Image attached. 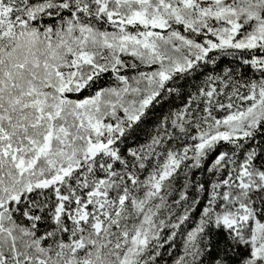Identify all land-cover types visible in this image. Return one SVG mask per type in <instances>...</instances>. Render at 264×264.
<instances>
[{"label":"snow or ice","instance_id":"snow-or-ice-1","mask_svg":"<svg viewBox=\"0 0 264 264\" xmlns=\"http://www.w3.org/2000/svg\"><path fill=\"white\" fill-rule=\"evenodd\" d=\"M166 257L264 264V0H0V264Z\"/></svg>","mask_w":264,"mask_h":264},{"label":"trees","instance_id":"trees-1","mask_svg":"<svg viewBox=\"0 0 264 264\" xmlns=\"http://www.w3.org/2000/svg\"><path fill=\"white\" fill-rule=\"evenodd\" d=\"M179 253H180V241L178 239L177 244H176V249L174 252V256L179 255ZM166 259H167V264H172L173 257H166Z\"/></svg>","mask_w":264,"mask_h":264}]
</instances>
